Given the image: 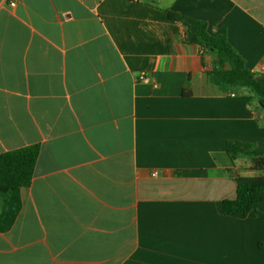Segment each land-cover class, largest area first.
I'll list each match as a JSON object with an SVG mask.
<instances>
[{
    "label": "crops",
    "instance_id": "0c3cea01",
    "mask_svg": "<svg viewBox=\"0 0 264 264\" xmlns=\"http://www.w3.org/2000/svg\"><path fill=\"white\" fill-rule=\"evenodd\" d=\"M197 22L264 76V0H0V153L39 145L0 264H264V203L220 212L264 109L207 81Z\"/></svg>",
    "mask_w": 264,
    "mask_h": 264
},
{
    "label": "trees",
    "instance_id": "16d2710c",
    "mask_svg": "<svg viewBox=\"0 0 264 264\" xmlns=\"http://www.w3.org/2000/svg\"><path fill=\"white\" fill-rule=\"evenodd\" d=\"M168 19L178 21L179 15L167 11ZM198 46L214 57V67L206 73L207 81L223 93L246 90L240 98L250 103L254 99L264 109V76L250 72L245 61L227 42L225 35L212 36L207 25L197 22L192 30ZM224 148L231 160L248 158L256 171L264 170V152L251 145L225 141ZM39 145L33 144L0 153V232H7L21 208L20 190L31 184ZM236 196L220 204L222 215L244 219L258 203H264V174L234 177Z\"/></svg>",
    "mask_w": 264,
    "mask_h": 264
},
{
    "label": "built area",
    "instance_id": "2783aa9c",
    "mask_svg": "<svg viewBox=\"0 0 264 264\" xmlns=\"http://www.w3.org/2000/svg\"><path fill=\"white\" fill-rule=\"evenodd\" d=\"M134 1H140V0H134ZM147 1V0H146ZM140 79H143V76H140ZM158 175V171H152L151 173H150V176H152V177H156Z\"/></svg>",
    "mask_w": 264,
    "mask_h": 264
}]
</instances>
